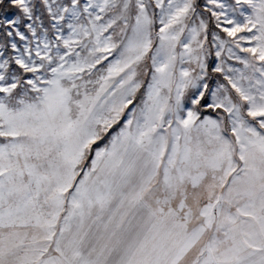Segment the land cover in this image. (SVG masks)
Segmentation results:
<instances>
[{
    "label": "snow or ice",
    "instance_id": "snow-or-ice-1",
    "mask_svg": "<svg viewBox=\"0 0 264 264\" xmlns=\"http://www.w3.org/2000/svg\"><path fill=\"white\" fill-rule=\"evenodd\" d=\"M0 264H264V0H0Z\"/></svg>",
    "mask_w": 264,
    "mask_h": 264
}]
</instances>
